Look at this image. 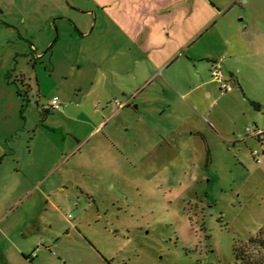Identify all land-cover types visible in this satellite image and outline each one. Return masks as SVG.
Returning a JSON list of instances; mask_svg holds the SVG:
<instances>
[{
  "label": "rangeland",
  "instance_id": "1",
  "mask_svg": "<svg viewBox=\"0 0 264 264\" xmlns=\"http://www.w3.org/2000/svg\"><path fill=\"white\" fill-rule=\"evenodd\" d=\"M119 47L128 41L91 0H0V59L21 94L5 90V105L20 100L25 121L0 179V264H235L264 226V92L233 98L231 80L211 116L168 134L175 116L142 104L159 75L137 97L102 89L107 66L91 57ZM24 124L36 178L50 170L32 192L9 187L32 146Z\"/></svg>",
  "mask_w": 264,
  "mask_h": 264
},
{
  "label": "crops",
  "instance_id": "2",
  "mask_svg": "<svg viewBox=\"0 0 264 264\" xmlns=\"http://www.w3.org/2000/svg\"><path fill=\"white\" fill-rule=\"evenodd\" d=\"M91 2L128 41L127 48L119 47L113 52L111 50L110 55L103 59L91 57V63L95 67L107 66L108 74L103 76L102 89H108L112 95L125 92L124 96L132 93L137 97L149 87L152 76L159 75V88L151 90L142 99V104L150 107L159 100V113L169 111L175 116L176 120H173L168 134L176 133L184 127L186 121L192 118L191 113L200 117L211 116L219 101H222V96L234 91L222 92L212 80L211 71L217 63L222 66L224 73L230 74L229 80L235 82L237 93L233 98L238 99L247 94L255 96L257 89L264 92V0ZM5 72L2 58L0 179L9 155L19 161L17 151H13L8 142L9 138L17 135L24 121L16 118V113L19 116L22 107L20 100H12L14 104L5 105V90L9 97L13 98L15 95L21 98L20 91L12 88L14 84ZM219 91L221 94L214 99ZM164 96H169L170 99ZM253 104H257L256 109H260L258 103L252 102ZM45 114L47 116L48 112ZM102 125L103 122L98 123L90 136L100 134ZM217 126L219 127L218 124ZM22 132L30 136L33 148L31 146L27 155L23 154L28 161L22 167H16L17 172L9 181V187L12 190L32 192L46 185L50 170L45 169L36 178L37 170H34L35 166L30 162L34 155L36 131L32 133L24 124ZM218 135L224 140L235 142L220 132ZM233 135L237 138L234 132ZM41 172L42 170L39 173ZM2 223L3 218H0V229ZM1 231L3 232L0 230V233Z\"/></svg>",
  "mask_w": 264,
  "mask_h": 264
},
{
  "label": "trees",
  "instance_id": "3",
  "mask_svg": "<svg viewBox=\"0 0 264 264\" xmlns=\"http://www.w3.org/2000/svg\"><path fill=\"white\" fill-rule=\"evenodd\" d=\"M258 108L257 104H253ZM235 264H264V226L255 237L235 247Z\"/></svg>",
  "mask_w": 264,
  "mask_h": 264
},
{
  "label": "built area",
  "instance_id": "4",
  "mask_svg": "<svg viewBox=\"0 0 264 264\" xmlns=\"http://www.w3.org/2000/svg\"><path fill=\"white\" fill-rule=\"evenodd\" d=\"M211 77L212 80L218 85L219 89L222 92H231L233 90V87L230 84L229 78L226 76V74L223 71L222 66L217 63L213 66L212 71H211ZM117 105L120 108H123L125 105L117 102ZM50 108L55 111H62L64 109L60 98L57 96L52 98L50 101ZM261 133H259L257 136L261 138ZM259 153L257 151L254 152V156L257 158V161L260 162V159L258 158Z\"/></svg>",
  "mask_w": 264,
  "mask_h": 264
}]
</instances>
